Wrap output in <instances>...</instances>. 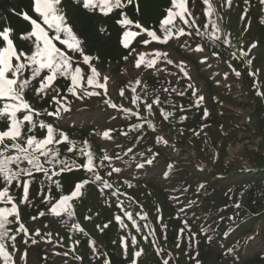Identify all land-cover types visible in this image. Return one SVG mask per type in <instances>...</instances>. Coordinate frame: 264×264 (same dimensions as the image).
Here are the masks:
<instances>
[{
  "label": "trees",
  "instance_id": "16d2710c",
  "mask_svg": "<svg viewBox=\"0 0 264 264\" xmlns=\"http://www.w3.org/2000/svg\"><path fill=\"white\" fill-rule=\"evenodd\" d=\"M138 3L139 12L131 4L122 11L163 37L160 22L170 0ZM61 7L83 41L84 54L94 58L101 78L109 77L107 92L95 89L102 94L80 100L68 92L70 82L60 78L56 86L68 97L70 111L36 119L59 126L75 142L74 152L58 146L69 161L85 159L79 148L88 141L103 182L84 185L69 202L72 215L57 216L49 210L51 203L92 173L79 169L51 180L35 173L27 203L20 182L7 185L0 178L19 208L4 238L12 257L7 264H264V95H257L264 93V3L188 0L190 23L177 18L173 31L183 28L191 35L162 43L139 30L128 48L117 23L121 10L104 16L73 0H62ZM25 12L35 18L31 0H0V30L13 29L18 50L28 51L29 42L19 39L30 30ZM131 30L138 31L135 25ZM146 38L150 43L143 42ZM54 43L70 52L87 76L82 57ZM156 51L166 52L173 63L159 59L154 67L135 66L141 54L147 62ZM52 95L49 91L37 100L29 92L26 99L50 112L56 107ZM198 96L204 100L196 107ZM146 104H153L151 113ZM109 130L111 139H106L103 133ZM231 148L240 150L231 157ZM153 156L152 165L137 167ZM57 180L63 189L53 183ZM10 207L11 202H0V208ZM21 224L27 231H20ZM0 264H6L2 256Z\"/></svg>",
  "mask_w": 264,
  "mask_h": 264
},
{
  "label": "snow or ice",
  "instance_id": "6c2138e0",
  "mask_svg": "<svg viewBox=\"0 0 264 264\" xmlns=\"http://www.w3.org/2000/svg\"><path fill=\"white\" fill-rule=\"evenodd\" d=\"M73 2L78 5L82 4L83 9L93 12L99 11L104 16H108L114 10H121L120 15L122 18L117 23L123 29L122 43L125 48L130 47V41L139 35V30L147 33V36L151 37L152 40L162 43H167L173 36L191 35V33H185L183 28L173 31L177 18L183 21L184 24L190 23L186 18L192 15L187 7L188 0H170L171 6L167 10V15L160 22V29L164 33L163 37L157 34L158 30L145 27L138 20L130 19L127 13L122 11L131 4L139 12L138 0H73ZM203 2L207 4L208 0H203ZM230 2L231 0H229ZM261 2L264 3V0H261ZM61 4L62 0H31V9L35 14V18L26 12L21 13L23 19L30 23V30L21 33L19 36L21 41L29 42L28 51L18 50L12 38L13 29L4 28L0 30V125H2L0 127V178L7 185L20 182L23 185L22 201L27 203L29 186L35 179V173H42L49 180L53 176L79 169L92 173L90 180L85 179L74 182L69 194L60 195L55 203H51L49 209L51 213L59 216L62 212H66L71 216L72 211L69 202L81 194L84 185L96 181L103 182V178L97 171L94 153L91 151L88 141H84V146L79 148V155L83 156L84 160L77 163L75 160L69 161L67 158H62L58 146L63 145L68 152H74L76 149L75 142L70 140L69 136L59 129V126H54L51 122L45 123L44 120H37L36 117L44 115L45 117L55 116L59 118L62 112L70 111L68 97H62L60 89L56 86L58 79L66 78L70 82L68 92L77 99L83 100L85 97L100 96L102 94L95 91V89L104 90V93H106L109 77L104 76L101 78L100 72L93 63L94 58L84 54L83 41L73 31L72 26L67 23V17ZM191 23L194 24L195 21ZM132 25H135L138 31H132ZM100 31L104 32L106 30L100 29ZM50 32L54 35H50ZM197 34H199L198 30ZM54 41H59L71 52L78 53L82 57L83 64L88 67L87 76H85L81 64L74 60L71 53L62 50ZM143 42L150 43L147 38ZM251 47H256V44H252ZM199 50L203 51L204 49L201 47ZM95 59L99 58L96 57ZM159 59H165L169 64L173 63L171 59H168L166 52L156 51L147 62L144 60V54H141L135 66L139 68L141 64H145L146 67H154ZM248 63L251 64V61L249 60ZM185 75H187V72H185ZM236 75H240V73L237 72ZM252 75H255V73H252ZM137 83H140V81H137ZM188 87L193 88L191 84ZM89 88L93 90L89 91ZM49 91L54 93L51 99L56 104V107L50 112L46 109L38 110L34 108L32 103L26 99V94L29 92L37 100H40ZM132 91L135 92V88ZM197 91L193 89L192 94L195 96ZM180 94L183 95L184 93L181 92ZM120 95H124L123 89H121ZM257 95H264V93L257 92ZM136 100H139L138 96L133 100V103ZM203 100V96H198L194 106L199 107ZM105 102L109 103L112 108L118 107L110 100ZM153 103L158 105L159 99L157 98ZM146 107L151 113L153 104H146ZM125 111L130 110L125 109ZM171 115L170 112L164 113V119H168ZM205 115H207L206 110ZM183 119H186V117H183ZM133 127L139 129L142 125H134ZM37 129L42 132L39 137L35 134ZM110 131L103 133L106 139H111ZM124 135H127V133H124ZM160 139L163 143H167L162 136ZM104 159H109V157L105 156ZM154 159L155 156L146 159L144 163H138L137 167L144 168L145 165H152ZM57 166H59V172L56 171ZM53 183L56 184L57 188L63 189V185L58 180L53 181ZM104 187H111V185L104 182ZM0 189H2L0 190V202L12 203L10 208H0V256L4 257L7 264L8 261L12 260V257L7 251L4 238L8 234L7 225L14 222L10 218L19 217V208L15 204L14 198L9 194V187L0 185ZM45 199L51 202L52 198L45 197ZM40 215H44V213L41 212ZM125 215L128 216L129 220H133L131 213L126 212ZM116 219L120 220L121 218L116 217ZM133 223H135L134 220ZM80 230L83 231V229ZM20 231H27L23 224L20 225ZM11 239L14 240L15 237H11ZM126 249L127 244H125ZM140 255V252L135 253L137 257ZM164 264H168V262L164 261Z\"/></svg>",
  "mask_w": 264,
  "mask_h": 264
},
{
  "label": "rangeland",
  "instance_id": "374dc122",
  "mask_svg": "<svg viewBox=\"0 0 264 264\" xmlns=\"http://www.w3.org/2000/svg\"><path fill=\"white\" fill-rule=\"evenodd\" d=\"M251 143H254L255 141L254 140H251L250 141ZM258 143V142H257ZM240 150V148H236L235 150L234 149H229V153H230V156L232 157V156H235L236 155V153L238 152Z\"/></svg>",
  "mask_w": 264,
  "mask_h": 264
}]
</instances>
